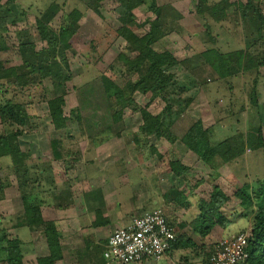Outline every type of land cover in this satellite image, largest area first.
Segmentation results:
<instances>
[{
	"label": "rangeland",
	"instance_id": "374dc122",
	"mask_svg": "<svg viewBox=\"0 0 264 264\" xmlns=\"http://www.w3.org/2000/svg\"><path fill=\"white\" fill-rule=\"evenodd\" d=\"M220 1L208 0L209 4ZM228 1L234 6L242 4V7L233 8L236 11L221 22L200 12L196 0H155L154 6L151 0H144L143 5L131 11L135 22L133 33L142 37L154 23L162 37L152 45L153 51L169 52L179 63L175 84L183 91L178 104L183 110L173 109L170 133L158 139L152 130L142 133L140 114L131 108L123 110L120 122L112 121L113 113L120 109L114 105L113 98L119 92L136 106L147 108L152 115L164 114L166 104L163 98L153 99L151 93L142 94L133 88L137 78L133 60L138 53L119 34L118 0H15V7L26 11L27 15L26 20L22 18L13 25L8 24V34H1L0 64L4 69L21 65L16 49L20 43H32L38 52L48 49L35 28L37 19L46 26L48 34L54 32L60 38L69 37L65 49L59 44L53 50L54 61L59 66L65 64L71 74L65 88L63 115L68 122L64 130L55 131L50 119L46 103L49 97L46 90L50 89L48 79L39 83L37 78L33 84L21 87H17L16 80L11 78L0 81V107L7 100H12L23 104L30 115L31 120L23 127L24 134L18 138V145L22 152L28 153L27 165L44 175L43 190L50 192L49 206L42 204L45 219L51 207L61 205L78 209L79 201L74 203L73 198L78 199L81 192L91 186L85 178L101 170L102 175L110 174L116 160L119 162L116 171L119 172L123 161L127 170L132 169V174L136 173L132 175L128 172L127 175H131L132 180L142 181L145 189H151L154 194L149 196L138 187L136 201L141 208L139 213L154 210L152 202L162 193L164 200L168 201L170 199L165 195L169 192H173L172 197L182 192L185 198H189V202L185 199L187 206L183 203L172 213L168 208L170 222L178 219L175 217L178 210L179 214L186 208L190 212L192 207L194 211L198 210V202L207 201L214 185L226 190L231 197L242 185L249 189V194L252 186L254 194L258 193L256 181L264 179V155L261 150L245 153L227 165L220 166L218 158L208 165L199 161L179 140L197 121L201 122L208 133V140L214 144L236 134L246 137L247 132L258 125L262 127L264 138V67L253 71L238 70L232 77L222 79L204 69L199 57L210 50L220 54L245 51L254 54L257 59L264 56V21L256 16L259 12L264 20V0ZM77 12L80 16L74 32L60 33L64 22L72 16L76 17ZM16 14L19 12L16 11ZM258 43L260 45L257 46ZM44 57L52 61V53ZM252 97L256 99V111H252ZM8 128L7 123L0 121V131ZM15 129L17 125L13 126ZM252 136V140H256V135ZM56 140L67 160L53 159L51 147ZM244 143L253 145L251 140ZM68 145L73 146L69 148ZM175 160L189 167L182 177L175 176L170 170V162ZM149 174L151 182L147 180ZM20 177L8 157L0 158V236L6 235L9 241L15 240V235L27 238V231L19 226L27 224L20 202ZM191 193L199 197L192 198ZM235 202L236 199H232L227 207L234 206ZM163 211L166 215L164 206ZM12 216L14 219L11 221ZM229 226L216 242L250 228L245 220L240 222V227ZM213 241L209 240L208 245ZM19 248L22 251L20 243ZM29 248L25 243L24 251ZM89 250L98 264H107L103 258L104 249L102 251L100 246H95L89 247ZM73 254L76 251L70 253ZM3 259L0 252V264H8Z\"/></svg>",
	"mask_w": 264,
	"mask_h": 264
},
{
	"label": "trees",
	"instance_id": "16d2710c",
	"mask_svg": "<svg viewBox=\"0 0 264 264\" xmlns=\"http://www.w3.org/2000/svg\"><path fill=\"white\" fill-rule=\"evenodd\" d=\"M1 1L0 32L2 33H0V39L2 37L1 34H8V24L13 25L21 21L22 18L26 20L25 15H27L26 11H21L17 6L15 7V0H7L3 4ZM143 1L118 0L117 13L119 15L118 21L121 24L119 34L126 41L127 45L138 53L137 57L133 60L137 69V78L133 84L134 90L142 94L151 93L153 99L163 98L164 100H162L166 103L163 110L164 114L152 115L147 111V108L136 106L130 98H126L122 92H119L113 98L115 101L114 105L116 107L119 106L120 109L113 113L112 121L114 123L120 122L123 110L131 108L134 112L136 111L140 114L142 122L140 130L142 133L146 134L149 130H152L155 137L160 139L168 136L170 133L169 127L172 124L171 116L173 115V109L183 110L178 105L183 91L180 86L175 84L177 83L176 80H178L176 68L179 63L169 52L156 53L152 49V45L162 37L156 30L158 27L153 23L151 30L142 37H138L133 33L132 28L135 26V22L131 11L143 5ZM154 1L151 0L153 6ZM196 1L198 2L197 5L200 12L206 13L213 20L219 22L223 21L231 12L236 11L233 8L242 7V4L234 6L228 0H221L218 3L213 2L211 4H209L208 0ZM245 8L247 7L245 6ZM16 11L19 14H16ZM75 16H72L71 20L69 19L64 22V25L60 28V33L71 34L74 32L77 28L76 23L80 14L77 12ZM256 16L261 21H264L259 12H257ZM35 28L40 38L46 42L48 49L38 52L32 43L18 44L16 49L17 54L22 60L21 65L4 69L0 64V81L11 78L13 81L16 80L17 87H21L33 84L37 78L39 79V83L48 79L50 81V89H48L49 91L46 90L49 96L46 103L50 119L55 131L64 130L68 122L67 118L63 115L64 96L66 94V83L70 81L71 74L68 71V67L64 66L65 64L59 66V63L54 61L55 55L53 50L59 44H62V49H65L69 37L60 38L54 32L48 34L46 26L38 19L35 21ZM60 51L62 50L60 49ZM47 53H52V61L44 57ZM199 57L202 60L204 69L210 70L222 79L232 77L238 70L253 71L264 67V56L257 59L254 54H249L245 51L220 54L214 50H210L200 54ZM251 104L252 109H254L252 111H256L257 103L253 97ZM184 105H186V102ZM78 119H80V114L78 115ZM30 120L26 107L21 103L7 100L0 107V121L7 123L9 126L8 129L0 131V158L8 157L16 173L18 175L21 174V177L18 179L19 190L21 192L20 202L23 207L27 227L31 231L42 232L45 237L49 255L36 259V264H55L56 261L62 259L60 233L52 221L43 219L41 214L43 201L41 196L37 195V189L40 188V173L35 167L27 165L29 159L28 153L22 152L18 145V138L24 134L23 127ZM14 125H17V129L15 130H13ZM252 134L256 135V140H252ZM207 137L208 133L203 129L201 122L197 121L186 130L179 140L190 152L197 156L199 161L208 165H211L215 158L219 159L220 166L227 165L235 162L245 153L259 150L264 155V138L261 125L247 132L246 137L245 135L236 134L217 144L211 143ZM246 140L248 142L251 140L253 145H246L244 143ZM59 145V141L56 140L54 146L51 147L53 159L56 161L67 158L65 152L63 150L60 151ZM71 146L73 145H68L69 148ZM170 170L175 176L182 177L189 170V167L184 166L179 160H175L170 162ZM256 183L259 185L256 189L258 191L256 195L254 194L253 187V190H251L252 195L251 193L249 194V189L247 190L245 185H243L233 193L232 197L214 185L207 197V201L201 202L199 200L196 218L190 223L185 222V224L183 223L184 225H180L181 229L188 226L199 237L200 245H196L188 239L184 242L183 248H190L192 252L195 251V248L199 249L204 255L206 254V263L208 264L217 243L205 245L203 243L204 239L210 235L215 227L225 230L233 219L244 218L250 224L247 240L248 258L245 264H264V179H258ZM172 193L169 192L168 195H165L166 198L168 197L167 199H170L169 203H175L177 207L183 203L186 204L182 192H177L174 197H172ZM255 198L257 200H254ZM232 199H236L237 202L235 203L237 204L231 207L228 205L227 207V204L232 202ZM234 210L235 212H232ZM228 214H231L234 218L232 216L229 217ZM166 221L170 227L174 228L173 222H170L169 218L166 217ZM19 243L17 239L9 241L4 234L0 236V244L2 245L0 252L3 253V261L8 264H23L22 251L20 248L18 249ZM176 243L177 236L175 235V241L171 244L169 251L174 248Z\"/></svg>",
	"mask_w": 264,
	"mask_h": 264
},
{
	"label": "crops",
	"instance_id": "0c3cea01",
	"mask_svg": "<svg viewBox=\"0 0 264 264\" xmlns=\"http://www.w3.org/2000/svg\"><path fill=\"white\" fill-rule=\"evenodd\" d=\"M100 162L102 161L100 160ZM100 162L98 164H100ZM116 162L117 160L113 162L112 166H114V168L112 167L113 171H111L110 174L102 175L103 173H101V170L100 173H97L90 178H85V181L91 183L92 187L88 186V190H84L83 192H81L78 199L73 198L74 203L76 201H79L78 209L74 210L71 206L64 207L61 205L59 206L60 208L57 206L55 208L51 207V210L48 209V212H46L49 215H47L45 219L44 211H42L41 208L43 219L52 221L58 232L60 233L62 259L56 261L55 264H98V262H96V258L92 256L89 247L100 246L103 251L108 237L115 230L125 227L130 223L132 218L143 214L139 213L141 208H139V205L136 201V190L138 189V187L143 188V192L148 193L149 196L154 195L152 194V190H146L144 185L141 184L142 181L140 183V181L137 182L135 180H132L131 175H127V173L131 172L132 169L127 170L124 167L123 161L121 163L119 172L116 171V166L119 164V162ZM40 172L41 171H39V173ZM135 174L136 173L132 175ZM42 175L43 173H40V188L37 189V195L41 196L43 205L44 203L48 205V202L50 201V192H44L43 190L44 179ZM147 180L151 182V174H149ZM234 180L237 181L236 178ZM240 187L241 186H239V188ZM251 190L253 189L251 188ZM223 191L226 193V190ZM162 194L157 197V199H154L152 204L154 205L155 209L159 208L163 210L164 206L166 210V217L170 218V211L172 213L173 209H177L178 207L175 203H169L168 200H164ZM189 195L193 194L191 193ZM198 197V194H194L192 196V198ZM185 199L188 201L189 198ZM168 208L170 211L168 210ZM193 209L194 207L191 208L190 212L186 208L185 211L180 214L179 210L176 211L175 217H177L178 219H175L173 221V224H176L174 226V229L177 236V243L175 244L174 248L168 251L160 260L149 261L143 264H207L206 254L204 255L199 249L195 248V251L192 252L190 248H183L184 242L188 239L194 242L196 245H200L199 237L196 236V234L192 232L188 228V226L182 230L180 226L183 223L185 224V222L190 223L194 218H196L198 210L197 208L195 209V211ZM20 212L21 210L19 209V213ZM232 212H235V210ZM13 219L14 217L12 216L11 221ZM243 220L245 219H233L232 222L228 224V227L225 230L219 227H215L211 231L210 235L204 239L203 243L205 245H208L207 242L209 240H214L210 244L217 243L216 240L223 237V232L230 228L229 225L233 224V227H240L239 224ZM19 226H23V229L27 231V233H25V235L27 234V238L26 236L22 237V235H15L16 239L20 242L22 247V263L36 264V259L47 257L49 253L43 233L40 231H31L27 227V225L25 226V224H20ZM25 243H27V245L30 247L27 252L24 251ZM73 251H76V254L70 255V253H72ZM70 256L75 259H72Z\"/></svg>",
	"mask_w": 264,
	"mask_h": 264
},
{
	"label": "built area",
	"instance_id": "2783aa9c",
	"mask_svg": "<svg viewBox=\"0 0 264 264\" xmlns=\"http://www.w3.org/2000/svg\"><path fill=\"white\" fill-rule=\"evenodd\" d=\"M162 209H154L131 219L107 239L103 258L107 264H143L160 260L175 241ZM249 231L217 242L208 264H245Z\"/></svg>",
	"mask_w": 264,
	"mask_h": 264
}]
</instances>
